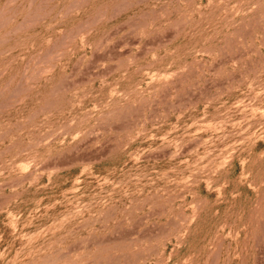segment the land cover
<instances>
[{
  "label": "rangeland",
  "instance_id": "1",
  "mask_svg": "<svg viewBox=\"0 0 264 264\" xmlns=\"http://www.w3.org/2000/svg\"><path fill=\"white\" fill-rule=\"evenodd\" d=\"M0 264H264V0H0Z\"/></svg>",
  "mask_w": 264,
  "mask_h": 264
}]
</instances>
